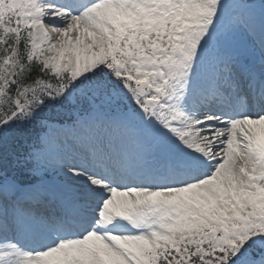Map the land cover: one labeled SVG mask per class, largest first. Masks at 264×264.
<instances>
[{"label":"snow or ice","instance_id":"1","mask_svg":"<svg viewBox=\"0 0 264 264\" xmlns=\"http://www.w3.org/2000/svg\"><path fill=\"white\" fill-rule=\"evenodd\" d=\"M0 264H264V0H0Z\"/></svg>","mask_w":264,"mask_h":264}]
</instances>
